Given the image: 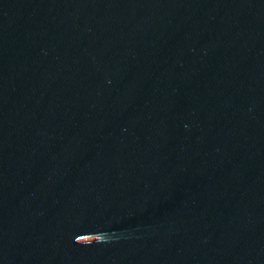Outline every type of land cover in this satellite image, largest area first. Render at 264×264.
I'll return each mask as SVG.
<instances>
[{
	"label": "water",
	"instance_id": "water-1",
	"mask_svg": "<svg viewBox=\"0 0 264 264\" xmlns=\"http://www.w3.org/2000/svg\"><path fill=\"white\" fill-rule=\"evenodd\" d=\"M129 0H0V264H47L104 107Z\"/></svg>",
	"mask_w": 264,
	"mask_h": 264
}]
</instances>
